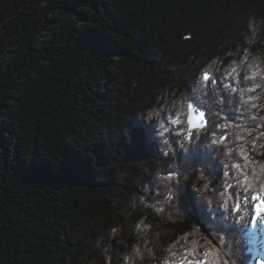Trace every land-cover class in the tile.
<instances>
[{"label":"trees","instance_id":"16d2710c","mask_svg":"<svg viewBox=\"0 0 264 264\" xmlns=\"http://www.w3.org/2000/svg\"><path fill=\"white\" fill-rule=\"evenodd\" d=\"M233 67L258 70L253 80L231 81L235 94L223 87ZM203 72L218 82L202 84ZM253 84L261 87L245 99H259L245 104L239 92ZM218 97L227 100L215 104ZM188 100L206 110L201 141L210 143L218 124H264L249 119L264 116V0H0V264H125L120 253L127 264H175L173 253L207 247L185 213L187 201L199 202L194 186L202 188L206 160L179 164L163 154L168 145L149 148L130 136L133 127L158 129L161 121L171 132L177 118L186 132ZM153 110L158 116L149 119ZM226 133L233 151L213 157L220 171L213 208L221 203L224 164L246 163L242 145L257 162L247 165L260 177L254 183L264 185V149L251 144L258 132ZM172 139L178 151L183 135ZM162 161L179 168L176 207L156 202L154 185L163 188L159 177L176 170ZM218 211L209 217L219 225L212 230L239 241L222 249L229 264H252L262 232L247 213L234 224Z\"/></svg>","mask_w":264,"mask_h":264},{"label":"snow or ice","instance_id":"6c2138e0","mask_svg":"<svg viewBox=\"0 0 264 264\" xmlns=\"http://www.w3.org/2000/svg\"><path fill=\"white\" fill-rule=\"evenodd\" d=\"M190 38V37H185ZM247 51V50H245ZM247 61V56L244 57L243 62ZM252 65H249L251 68ZM258 70H254L250 75L242 74L237 70L236 67H233L230 72L227 74V82L223 84L225 89H228L230 93L235 94L238 91L236 85H233L231 81L235 79L237 83L243 80H253L257 78ZM200 82L202 84H216L218 81L215 78L210 77L208 72H203L200 76ZM261 87L260 84H253L248 86L246 89H241L239 92L240 98L243 103L248 104L251 101L258 100V96H248L245 99V92L253 93ZM201 96H204L205 93L201 89ZM211 95L210 93L208 94ZM227 98H217L215 104H224ZM231 103L232 101H227ZM200 103L208 104V100H202ZM200 103H197L195 100L187 101V115H186V125L187 131L181 132L179 125L182 123L180 119H171L170 124L177 126L172 129L166 126L164 121H161L158 129H152L140 125L138 127H133L130 130V136L135 139L139 136L144 144L149 148L157 147L161 142L165 145H168L167 151H164V155L168 156L169 153L177 158L179 164L186 163V157L188 160L197 159L203 157L206 160V163L201 164L199 170L198 180L204 181L202 188H197L194 186V191L199 193L198 201L189 200L185 203V213L186 216L192 218L195 223L198 225L196 232L199 234L203 230L204 239L203 244L207 247L201 245H196L192 248H185L182 252L173 253V255H179L180 259L175 262V264H229V261L226 258V255L222 253V249L227 246L232 248L233 244H239V241L227 240L220 231H213V228H219V225L213 224L209 217L213 214H219V207L224 208L229 216H233L234 224H240L244 220V214L249 215V221L253 228L256 227L257 221L261 218H264V185H257L254 181H258L260 177L257 173L249 168L247 165L255 164L256 161H253L250 157V154L246 151L245 146H240L239 155L246 162L245 164L231 163L230 165L224 164L223 171V190L219 192L221 203L218 204L217 208H213V199L215 198V193L218 190V186L215 185V177L220 174L219 163H217L213 157L217 156L218 153H224L225 157L230 156L233 149L228 147V135L226 133V128L230 127H240L242 130L247 132L250 136L253 131L258 132V136L254 137L251 141L252 148L256 149L257 147L264 149V143L258 144V140L264 137V124H256L252 127H247L243 124L229 123L227 125L218 124L217 128L220 129V132L213 133V138L210 143L201 141L199 139V133L206 130L209 121L206 118V110L201 109ZM251 109H256L260 107L257 103L250 104ZM248 109H244V112H247ZM227 116V113H225ZM243 115V112L241 113ZM264 120V116L258 117L255 112H252L249 116V119L255 121L257 119ZM228 119L234 121V117H228ZM183 135V140L179 141V150L173 151L175 145L177 144L176 140L172 139V136ZM157 137L162 138V140L157 139ZM238 140L244 141V136H238ZM213 145H220L222 147L212 148ZM211 148V151L201 152V147ZM227 147V152H224V148ZM234 159V157H233ZM68 167L73 166L72 161H68ZM165 164L166 168L176 169L175 171H168L166 174L159 177L160 180L164 182V187L161 188L158 184L154 185L156 196L160 200L156 201L161 204H170L172 207H176L173 204L174 200L180 199L178 193L180 189V173L177 162L174 161H162ZM232 169H235L233 173ZM187 178V177H185ZM145 191L148 190L149 186L145 185ZM213 193V198L205 195V193ZM147 198L141 196V200L145 201ZM229 202H232L234 206L230 207ZM151 203V201H149ZM207 205L205 208L203 205ZM156 212L158 214L165 211L164 207H157ZM151 227V225H148ZM227 226H225L226 228ZM242 228H247V222L242 225ZM115 231V230H113ZM187 243V240L185 241ZM149 251H152L151 249ZM211 257V259H209ZM119 258L125 260L127 264V258L124 257L123 253L119 254ZM111 264V258L109 261ZM165 264H173L171 261H165ZM231 264H236V261H231ZM252 264H264V256H261L259 259L253 260Z\"/></svg>","mask_w":264,"mask_h":264},{"label":"clouds","instance_id":"9594fccd","mask_svg":"<svg viewBox=\"0 0 264 264\" xmlns=\"http://www.w3.org/2000/svg\"><path fill=\"white\" fill-rule=\"evenodd\" d=\"M154 115H157V116H158V113H156L155 110L150 111V112L148 113V117H149V119H151Z\"/></svg>","mask_w":264,"mask_h":264},{"label":"rangeland","instance_id":"374dc122","mask_svg":"<svg viewBox=\"0 0 264 264\" xmlns=\"http://www.w3.org/2000/svg\"><path fill=\"white\" fill-rule=\"evenodd\" d=\"M245 214H246V213H245ZM260 220H261V223L264 224V218H261ZM263 228H264V225H263ZM238 250H239V254H240L242 248H239ZM232 251H233V250H230L229 252H232ZM164 258H165V257H164ZM209 259H211V257H209Z\"/></svg>","mask_w":264,"mask_h":264},{"label":"bare ground","instance_id":"6f19581e","mask_svg":"<svg viewBox=\"0 0 264 264\" xmlns=\"http://www.w3.org/2000/svg\"><path fill=\"white\" fill-rule=\"evenodd\" d=\"M225 214V213H224ZM226 215V214H225ZM245 215V214H244ZM242 248H243V246H242ZM246 257V256H245Z\"/></svg>","mask_w":264,"mask_h":264}]
</instances>
